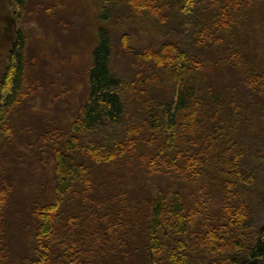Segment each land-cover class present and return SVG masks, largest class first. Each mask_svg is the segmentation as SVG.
<instances>
[{"label":"trees","instance_id":"1","mask_svg":"<svg viewBox=\"0 0 264 264\" xmlns=\"http://www.w3.org/2000/svg\"><path fill=\"white\" fill-rule=\"evenodd\" d=\"M60 1L0 0L15 40L0 57V264H264V0H77L85 95L23 148L37 154L24 179L10 149L35 103L26 36ZM124 73L133 91L164 79L169 103L125 120Z\"/></svg>","mask_w":264,"mask_h":264},{"label":"rangeland","instance_id":"2","mask_svg":"<svg viewBox=\"0 0 264 264\" xmlns=\"http://www.w3.org/2000/svg\"><path fill=\"white\" fill-rule=\"evenodd\" d=\"M42 1L48 2L51 0ZM72 1L74 2V6L69 7L68 5ZM60 7H57L55 11V13L58 14L56 17L46 15L44 10L36 7L38 9L37 11L40 13L31 14V31H29L26 36L29 43L28 48H30L27 53H30L29 61H31L30 70H27V72L28 76L31 77L30 88L32 87V95L35 103L32 108L30 107L29 109H26V112L23 109V111L18 114V117L21 119V123L18 126V137L10 149V154L13 156L15 166L14 170L24 179L30 176L29 167L31 163L29 162V159L32 157V162H34V160H37V154L33 152L30 157V154L28 153L29 151L27 150L26 159H24L22 158V155L25 152L23 148L31 150V145L35 144L38 141L39 136L48 128L52 125H62L63 121H67L70 111L76 109L77 105L83 99V95H85L84 84L87 80L85 71L88 68L89 61L88 48L92 44H90L91 37H89L87 32V26L80 14L83 7L79 6L77 0H61ZM260 8L264 13V4H262ZM255 23L251 24L252 30L258 25V23ZM151 29L152 28L150 27H143L142 31L147 33ZM245 30V41L249 39V41L252 42L251 39L254 38H251L252 31L250 30V32L247 27ZM141 33L142 32H138V34ZM124 34V38H127L128 41L132 42L134 40V38H132L133 35L130 32L129 34ZM124 38H119L118 41L121 43ZM258 44H260V42L255 39L254 45ZM129 47L130 45H127L126 50ZM115 51V54L119 56V61L117 60L112 67L115 68L117 72L121 73L120 71L123 70L126 57L120 46L117 50L115 49ZM1 70L2 67L0 68V71ZM129 72H132V70H129L128 73ZM128 73H124L125 76L121 74L123 80V94L121 101L124 103L126 110L130 109L129 115L125 120H129L132 116L136 115L143 108V105L146 106L144 104L145 102H149L148 104L151 106L153 100L157 98V101L159 99L162 104L163 101L164 104L169 103L170 86L164 79L158 82V84L156 83L153 88L150 86H142V91L140 89L137 90L136 88L133 91L131 89L132 80L130 79L133 76H129ZM222 73L224 72L222 71ZM1 75L2 72L0 76ZM231 76L229 79H232ZM35 80L43 81L47 86V91H43L42 94H37L38 91L33 89ZM81 84H83V87L79 89ZM208 84H210V82H208ZM137 88L141 87L137 86ZM68 100L71 102L69 103ZM131 111L136 112V114L131 113ZM179 139H182V137H179ZM178 151L180 153V147L178 148ZM130 156L135 159L134 154H130ZM206 160L207 161L205 162H207V165L205 168L210 169L209 173H207V177H211L212 175H215L212 174L214 172V164L210 167V161L208 158H206ZM140 161L141 160L138 162L139 164ZM132 168L135 170L134 167ZM133 169L130 171L132 172ZM104 172H108V169H104ZM107 174L108 173H105V176ZM200 174L201 178L205 177L204 173ZM256 179L254 185L255 191L257 186L264 187V175L261 176V178ZM25 185L26 183L21 181L19 186L25 187ZM20 233L22 234V230L18 229L17 235ZM21 236L23 237V234L17 239L20 243H22L20 239Z\"/></svg>","mask_w":264,"mask_h":264},{"label":"flooded vegetation","instance_id":"3","mask_svg":"<svg viewBox=\"0 0 264 264\" xmlns=\"http://www.w3.org/2000/svg\"><path fill=\"white\" fill-rule=\"evenodd\" d=\"M2 12H3L2 8H0V25H1L0 26V56L1 57H3V55L7 53L9 49H11V47H13V44L15 42L14 38L9 37L8 35H4V32L5 33L9 32L11 20L9 19V15H6ZM15 27L17 28L18 25H15Z\"/></svg>","mask_w":264,"mask_h":264}]
</instances>
